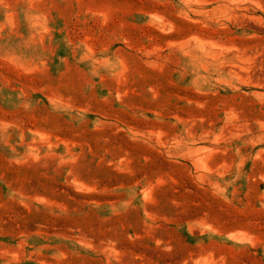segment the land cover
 Masks as SVG:
<instances>
[{
	"label": "rangeland",
	"instance_id": "1",
	"mask_svg": "<svg viewBox=\"0 0 264 264\" xmlns=\"http://www.w3.org/2000/svg\"><path fill=\"white\" fill-rule=\"evenodd\" d=\"M0 264H264V0H0Z\"/></svg>",
	"mask_w": 264,
	"mask_h": 264
}]
</instances>
